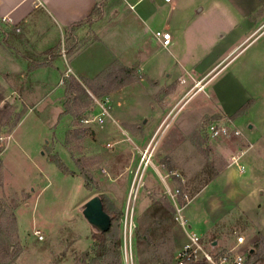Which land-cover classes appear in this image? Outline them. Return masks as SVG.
I'll return each instance as SVG.
<instances>
[{
  "label": "rangeland",
  "instance_id": "374dc122",
  "mask_svg": "<svg viewBox=\"0 0 264 264\" xmlns=\"http://www.w3.org/2000/svg\"><path fill=\"white\" fill-rule=\"evenodd\" d=\"M239 1L243 11L257 7V2L262 8L251 18L242 17L237 9ZM121 2L104 3L99 19L80 33L81 40L89 42L81 49L103 40L110 52L115 56L123 54L125 61L134 56L141 58L142 72L156 82L135 72L133 83L113 88L102 97H92L94 112L60 119L61 106L52 103L60 93L61 104L64 100L58 79L46 95H40L39 88H35L34 95H28L26 91L34 83L22 81L15 74L7 79L9 88L0 85V234L8 247L6 259L0 253V264L81 262L96 235L83 219L81 206L95 195L102 196L106 206L121 213L118 229L122 264H138L139 258L145 260L153 255L159 257V264H174L177 251L187 242L185 229L199 235L207 247L218 240L216 250L234 247L236 237L242 236L244 243L234 253L244 257L254 250L260 234L264 235V192L259 190L264 191V185L258 186L264 180V143L254 147L260 151L259 160L251 161L248 153L232 161L233 154L225 146L234 135L212 139L207 133L209 125L224 120L217 110L220 102L214 92L220 86L224 95L229 91L243 95V87L257 96L253 108L238 117L233 126L241 133H248V124L260 126L259 131L251 133L252 140L264 132V30L230 55L229 50L221 48L223 44L213 49L222 35L228 41V31L239 22L249 20L255 23L253 30L258 27L264 20L258 16L264 13V0H171L166 5L159 4L149 28L144 30L141 23L126 16V8L120 6L118 13L114 12L112 7ZM168 11L174 13V18L165 15ZM167 25L172 44L164 49L150 31ZM12 40L2 39L1 50L16 57L17 50L11 48L14 46L24 53L27 46ZM64 47L62 40L59 51ZM86 53L92 56L95 51ZM235 53L208 79L203 91H196L191 81L195 64L207 69L212 60L216 63L225 57L206 79ZM34 60L44 61L35 56ZM67 67L65 63L59 65L61 72ZM180 75L186 79L181 90L175 86L179 80L170 81ZM233 75L239 80L238 86L230 83ZM167 92L174 93L167 106L173 101L178 103L155 130L159 119L156 116L158 120L154 121L151 116L164 109ZM104 98L109 101V116L104 123L83 124L81 120L97 113L94 99ZM149 101L158 112L152 110ZM149 144L150 164L142 171L141 153ZM52 154L72 174L61 173L49 159ZM225 166L222 173L214 175ZM238 166L243 167V172L238 171ZM176 189L185 229L174 220L176 211L168 191ZM35 230L40 231L42 240L36 238ZM135 231L141 241L147 238L150 245L137 242ZM255 252L263 254L264 244ZM256 264H264V258Z\"/></svg>",
  "mask_w": 264,
  "mask_h": 264
},
{
  "label": "crops",
  "instance_id": "0c3cea01",
  "mask_svg": "<svg viewBox=\"0 0 264 264\" xmlns=\"http://www.w3.org/2000/svg\"><path fill=\"white\" fill-rule=\"evenodd\" d=\"M111 1L113 0H38V2L37 0H0V23L2 24V26H4L3 28L6 30H9L10 28H15L16 36L10 37L11 39H13L12 40L13 42L17 43L18 45L23 44L27 46L24 47V49L22 50L24 51V53H20L21 49L11 46V48L17 50L18 52L16 57L10 55V53L7 50L5 51L1 50L2 47L0 46V85L4 88H9V85L7 84L8 82L7 79L11 74H15L17 78H20V80L22 79V81H28L34 83L32 88H30L31 91L30 90L26 91L28 95H34V92L36 91L35 88L40 89V95H46L49 87L52 86L57 79H58L57 84L60 81L62 82L63 78L68 77L69 75L75 77H82L86 79H93L97 75L102 73L104 70L108 69L111 65L115 64L116 61H118L117 63H119V65L124 67L136 65V72H138L140 76H144L147 78L146 74L142 72L143 60L141 58L137 59L134 56L132 60L125 61L122 59L123 54H118L119 56H115L114 53L110 52L108 47H106L105 43H103V40L88 45L87 47L81 49L74 56H72L70 59L67 60L65 59L66 58L65 54H61L64 53L63 51L64 49L59 51L60 43L62 40H64V33L67 27L79 23L81 21H84L89 16L94 6ZM121 1L122 2L120 5L117 4L115 8L112 7L114 12L118 13V11L120 10V6L121 8H123V10L126 8L125 9L127 12L126 16L127 15L132 16L137 21L138 25L139 23H141L142 27L140 28H143V30L149 28V25L151 24V18L153 14H155V12L158 11V8L160 6L159 4L166 5L171 2V0H169L168 2L164 0H121ZM242 7L243 5L239 1L237 7L239 13L242 15V17L246 16L248 18L253 17L254 12H257V10L262 8L261 4L258 2H257V7L252 6V8L249 9V12H247L248 10L243 11ZM165 15L169 16V18H174V13L172 11H168ZM258 16L259 18L263 19L264 13H259ZM254 25L255 23L249 20H245V22L244 21L239 22L230 31H228L229 34L228 41L227 40L225 41L227 36L222 37L223 36L222 35L220 37V39L222 40L219 39L217 40V42H214L213 49L215 50L217 46L223 44L224 46L221 48L223 50H229L230 51L229 55H230L243 42H246V44L244 45L245 47L246 45L251 43L264 30L263 27L260 31L257 32V30L260 27L264 26V20L258 27H256L253 30ZM167 27L168 25L165 26L163 29L156 28L153 32L150 31L151 35H153L155 31L169 32ZM241 37H244L242 42L240 44L235 45L236 41L240 40ZM171 44H172V37H171ZM162 48L167 49L168 47H162ZM91 49L95 51V54L89 56L86 52L87 50H91ZM242 49L243 47H241V49L239 50ZM51 53H53L52 56ZM236 53L228 61L220 65L213 72V74L206 79L204 78L208 75V73H210L211 70L215 69L225 57L216 63H214V60H212L209 66L207 67V69H203V68L201 69L199 67V64H195L193 67V72L195 73V76L197 75L199 76L198 77L194 76L191 81L194 83V86L197 88L196 91H203L205 89L204 85L206 84L208 79H210L212 76L217 74L231 59H233L236 56ZM34 56L40 58H48V60L45 61L46 63L39 64L40 63L39 62L37 64V62H33ZM32 62L35 63L36 66L32 67L31 65ZM60 63H65L68 66L67 69L63 72H61L59 69ZM147 79L149 81L156 82L154 79L151 78H147ZM173 80H179V83L175 85L176 89L179 88V90H181L184 87L186 82V79L184 78L183 75H180L179 78L177 79L170 78V81L173 82ZM229 80L230 83H232V85L238 86L239 80L237 79L236 76L234 75L230 76ZM262 80H264V72L262 74ZM134 81H136V79ZM31 83L29 85H31ZM239 86L241 87L242 85ZM242 90H243V95H241L240 93L238 95L237 94L234 95V93L231 91H229L227 95H224L223 93H221L223 91L222 86H220V88L214 91L215 97L218 96L216 99H218V101L220 102V105L217 108L220 116L224 119L229 118L232 121V123L236 121L238 117H240L241 115L249 112L255 104V99H256L255 97L257 96L254 97L253 93L247 90L246 88L242 87ZM87 92L90 94V96H92L88 90ZM186 93L187 92H185L182 96H180L179 99L181 100ZM218 93L221 95H218ZM60 94L54 98L52 103L58 102L59 105L61 106V112H62V104L61 101L59 100V98L61 97ZM261 96L264 99L263 97L264 93H262ZM173 97H174L173 92H167L164 94L165 100L163 101L162 105H164L165 103L166 104L164 109L160 112H158L156 110V107L153 104H151V102L149 101L152 110L159 113L157 115L151 116L153 117L154 121L159 119L155 130H158L161 127L164 119L176 106V103H178V101L176 100L177 101L176 103L173 101L171 102L170 106H167L168 98H173ZM61 112H59L58 115ZM159 115L162 118H159ZM156 116H158V119H156ZM145 120L146 119H144L143 122ZM121 122H125V121L122 120ZM253 124L254 123L248 124V125H252L251 129L247 128L248 133L240 132L241 134L238 137L232 136V142H229V145L227 144L225 146L228 150L226 148L225 149L229 151L231 154L238 155L237 157L233 155L231 156V159L232 157H234L233 159L234 161H237L238 157L243 158L248 153L249 154L247 155V158H249L251 161L254 162V160L257 161L260 159L261 157L260 151H258L254 147L257 144L261 145L262 143H264V132H262L258 137L252 140L251 133L253 131L254 132L259 131L258 128L260 127L258 125L256 126L255 124L254 125ZM236 151H239V153H237ZM226 167L227 166H225L224 168H220L219 170L216 171L214 175L215 176L219 175L224 171V169H226ZM238 171L240 172L239 169ZM258 184H259L258 186L264 185V180L263 182H260ZM259 190L260 193L263 194L264 191L262 189ZM187 227L190 228V226ZM216 241L218 243V240Z\"/></svg>",
  "mask_w": 264,
  "mask_h": 264
},
{
  "label": "trees",
  "instance_id": "16d2710c",
  "mask_svg": "<svg viewBox=\"0 0 264 264\" xmlns=\"http://www.w3.org/2000/svg\"><path fill=\"white\" fill-rule=\"evenodd\" d=\"M103 7L104 3L94 6L89 16L84 21L73 24L65 29L64 54L68 59L74 56L78 51L81 50L82 47L89 43L88 41L81 40L80 33L84 30V28L90 24H93L95 20L99 19L104 9ZM3 27L4 26H2L0 23V42L2 39L7 37L16 36L15 28L6 30ZM52 55L53 53H51V56ZM43 60L44 61H40V63L36 60H33V62H37V64H43L46 63L45 61L48 60V58H43ZM33 62L31 63L32 67L36 66ZM135 72L136 65L124 67L115 63L93 79L75 77L72 75L63 78L61 86L63 87L64 100L62 102V112L58 115V119L65 115L76 118L84 111H88L90 113L94 112L92 96L94 98H99L111 92L113 88H121L132 83L135 80ZM87 90L92 96H90ZM88 108L89 110H87ZM49 159L57 166L61 173L72 174V171H68L58 156L52 154ZM85 178L87 179L86 176ZM100 198L103 203L104 211L107 214L112 215V220H114L115 223L113 224L111 221L108 231L96 234L93 237V243L91 244L89 250L83 254L82 258H80L81 262H77L76 264H122L119 254L121 238L118 229V222L121 217V213L106 206L103 197L100 196ZM135 236L137 242H142L146 246L150 245V242L147 238H144V240L141 241L142 237L139 236L138 231H135ZM261 244H264L263 235L259 236L258 240L254 244V247L260 248ZM255 248L254 250H249L244 264H256L261 258H264V253L258 256V253L255 252ZM0 251V253L3 254L1 255V258L6 259L5 257L8 254V247L6 246L3 237H1V234ZM138 264H159V257L153 255L145 260L139 258Z\"/></svg>",
  "mask_w": 264,
  "mask_h": 264
},
{
  "label": "built area",
  "instance_id": "2783aa9c",
  "mask_svg": "<svg viewBox=\"0 0 264 264\" xmlns=\"http://www.w3.org/2000/svg\"><path fill=\"white\" fill-rule=\"evenodd\" d=\"M168 2L169 0H164ZM38 2V0H37ZM154 38L161 44L162 47H168L171 44V35L169 32L165 31H155ZM96 101L97 113L89 119H83L81 122L83 124H96L101 126L105 118L109 116V101L107 98L102 99L101 101ZM207 133L212 139H216L228 133L233 134L234 136H239L241 133L238 129L233 126L232 121L229 118L222 120L217 124H211L207 128ZM150 144L146 149L141 153V159L139 166H143L142 171L150 164L152 151L149 150ZM234 157H232V160ZM234 161V160H233ZM240 172H243V167L238 166ZM172 198V203H174V210L176 211L174 220L179 222L181 226L185 229V222L180 216L181 206L177 204L176 196L179 193V190H174L173 193L168 191ZM187 197L184 195L183 199ZM188 228V227H187ZM131 229V227L129 228ZM190 229V228H189ZM187 242L182 246L180 250L176 253V258L174 264H244L246 257L241 254H235V248L244 243L242 236L236 237L235 246L229 249L216 250V247L212 249L210 246L207 247L202 242V239L199 235L191 230H186ZM34 235L40 241L43 239L40 231L35 230ZM125 248V246H124Z\"/></svg>",
  "mask_w": 264,
  "mask_h": 264
},
{
  "label": "water",
  "instance_id": "95a60500",
  "mask_svg": "<svg viewBox=\"0 0 264 264\" xmlns=\"http://www.w3.org/2000/svg\"><path fill=\"white\" fill-rule=\"evenodd\" d=\"M247 128L251 129L252 125H248ZM81 214L86 223L91 227L92 235L94 233H104L110 228L112 216L104 211L103 203L98 195L91 197L83 203L81 206ZM217 244L215 240L210 243V247L214 249Z\"/></svg>",
  "mask_w": 264,
  "mask_h": 264
}]
</instances>
